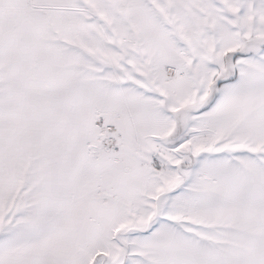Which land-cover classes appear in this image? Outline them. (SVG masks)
Listing matches in <instances>:
<instances>
[{"label": "snow or ice", "instance_id": "1", "mask_svg": "<svg viewBox=\"0 0 264 264\" xmlns=\"http://www.w3.org/2000/svg\"><path fill=\"white\" fill-rule=\"evenodd\" d=\"M0 264H264V0H0Z\"/></svg>", "mask_w": 264, "mask_h": 264}]
</instances>
